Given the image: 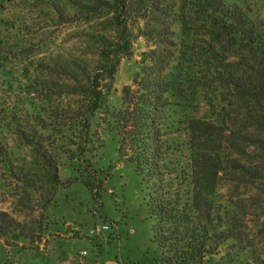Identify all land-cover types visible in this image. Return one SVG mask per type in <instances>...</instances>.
Listing matches in <instances>:
<instances>
[{"label": "trees", "instance_id": "16d2710c", "mask_svg": "<svg viewBox=\"0 0 264 264\" xmlns=\"http://www.w3.org/2000/svg\"><path fill=\"white\" fill-rule=\"evenodd\" d=\"M6 9L0 62L32 68L25 96L4 94L0 83V163L23 193L45 191L51 202L59 153L89 163L91 119L101 113L144 187L152 264H206L222 250L226 262L217 264H264L263 21L228 0H0ZM137 37L148 45L140 70L110 108L119 63ZM198 96L207 109L183 122L182 157L167 137L169 112ZM22 147L28 162L16 159ZM81 183L99 197L91 180ZM28 233L0 210L5 246Z\"/></svg>", "mask_w": 264, "mask_h": 264}, {"label": "rangeland", "instance_id": "374dc122", "mask_svg": "<svg viewBox=\"0 0 264 264\" xmlns=\"http://www.w3.org/2000/svg\"><path fill=\"white\" fill-rule=\"evenodd\" d=\"M228 1L247 11L253 19L264 22V0ZM9 16V9L0 10V19ZM175 30L179 36L178 28ZM4 34L0 24V37ZM147 46L143 37H137L131 56L120 61L108 107H119L121 88L131 84L140 70L141 53ZM46 48H52V44ZM41 55L38 53L34 58ZM22 64L23 60L17 58L0 62V83L6 89H3L4 94L12 91V94L25 96L23 87L32 76V68L29 67L27 73ZM31 101L26 95V106H32ZM206 109L207 105L198 96L192 103L169 112L171 128L167 137L176 155L183 157L189 153L188 132L183 122L191 117H202ZM102 118L103 115L98 113L91 119V155H83L89 163L70 162L67 155L59 153L61 185L47 205L45 191L26 195L12 173L0 163V210L10 213L29 230L28 238L19 240L16 247H7L0 241V264H103L114 257L118 260L116 264H152L154 246L150 241L151 220L144 201V187L134 164L119 157L115 134L105 129ZM14 154L21 162L31 160L26 147L15 150ZM82 179L94 183L98 198L90 194L81 183ZM101 224H107L108 230L93 235L91 230ZM223 252L209 256L206 264L222 261Z\"/></svg>", "mask_w": 264, "mask_h": 264}, {"label": "built area", "instance_id": "2783aa9c", "mask_svg": "<svg viewBox=\"0 0 264 264\" xmlns=\"http://www.w3.org/2000/svg\"><path fill=\"white\" fill-rule=\"evenodd\" d=\"M108 225L107 224H101L100 226L95 227L94 229L91 230V233L93 235H98L106 232L108 230ZM81 253L85 254V251H82Z\"/></svg>", "mask_w": 264, "mask_h": 264}, {"label": "crops", "instance_id": "0c3cea01", "mask_svg": "<svg viewBox=\"0 0 264 264\" xmlns=\"http://www.w3.org/2000/svg\"><path fill=\"white\" fill-rule=\"evenodd\" d=\"M103 256V255H102ZM102 258V257H101ZM101 258H99V259H101ZM97 262H99V261H96V263ZM116 262H117V258L116 257H114V259H108V260H105L104 262H103V264H116Z\"/></svg>", "mask_w": 264, "mask_h": 264}]
</instances>
